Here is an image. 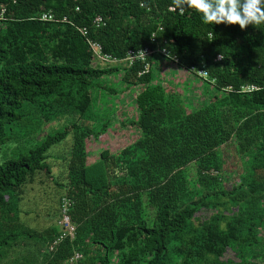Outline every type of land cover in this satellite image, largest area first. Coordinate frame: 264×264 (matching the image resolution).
I'll use <instances>...</instances> for the list:
<instances>
[{
    "label": "trees",
    "instance_id": "1",
    "mask_svg": "<svg viewBox=\"0 0 264 264\" xmlns=\"http://www.w3.org/2000/svg\"><path fill=\"white\" fill-rule=\"evenodd\" d=\"M0 3L6 7L0 27V257L11 242L38 238L46 248L43 264H70L75 252L82 255L76 264H114V250L119 264L264 261V234L253 231L242 241L241 217L224 210L251 201L255 216L264 218V24L245 30L204 24L194 9L169 10L172 0ZM49 12L52 20L42 21L39 15ZM97 15L105 22L98 28ZM80 27H87V36ZM88 39L119 59L145 47L166 48L170 55L150 54L128 66L99 60L105 67H92L91 54L79 47ZM157 57L196 75L204 71L203 86L225 95L191 109L180 95L154 90L149 84L155 75L145 62ZM121 71L123 84L148 88L138 97L135 119L121 122L133 124L140 136L89 161L87 139L119 120L117 90L101 95L91 88L103 75ZM245 86L257 89L244 94ZM25 116V147L8 151L12 126ZM226 153L234 156L230 171ZM42 174L61 189L59 205L63 197L72 201L74 238L66 236L52 251L49 244L62 227L38 232L19 210L24 189ZM203 209L217 212L197 226ZM58 214L60 219V206ZM241 242V250L232 247L234 259L221 260L227 245Z\"/></svg>",
    "mask_w": 264,
    "mask_h": 264
},
{
    "label": "rangeland",
    "instance_id": "2",
    "mask_svg": "<svg viewBox=\"0 0 264 264\" xmlns=\"http://www.w3.org/2000/svg\"><path fill=\"white\" fill-rule=\"evenodd\" d=\"M43 14L44 13L39 15L40 19L42 21H48ZM9 41L10 43L13 42V40H8V42ZM33 47H35L34 44ZM79 47L83 49L85 48V52L87 54H91L90 64L92 67H105L103 64H98L100 63L99 60H102L98 56V45H92L90 42L86 41V44L81 43ZM106 63L112 64L110 62ZM120 63L122 64V62ZM124 64L128 66L126 62H124ZM145 70H151V72L155 75V79L151 81L149 86H152L154 90L164 88L167 91L180 95L185 102L190 104L191 109L208 103L214 99L216 94L222 96L226 93L225 91L218 92L213 85L205 88L200 77L207 76L204 75L202 71L196 72V75L194 72L187 71L181 66L174 64L171 60L160 57L153 58L152 62H150L148 66H145ZM122 76V71L116 74L103 75L99 82L93 83L94 86L91 88L96 91V93L99 92L101 95H104V93H110L113 89L117 90L115 103L118 107L117 114L119 116V120L96 137H90L87 139L89 161L97 159L100 152L105 149H108L111 152L118 151L125 145L138 139L140 136L139 129L133 124H122L121 122L125 121L127 116L135 119L138 109V97L145 93L148 88L142 90L143 85L132 87L127 86L122 83ZM65 86L67 87V85ZM68 89L71 91L70 88ZM255 90L256 89L249 90V87L247 86L242 88V92L244 94ZM75 91L78 95L85 94L84 91L81 92L77 89ZM146 96H148V93H146ZM44 100L46 104L50 102L48 96H46ZM26 119H28V116H25L22 120L17 121L15 125L12 126L14 139H11L7 143L8 151L16 152L18 149H24V140H26L25 131L28 127ZM53 126H56V124ZM36 138H38V135ZM226 157V162H228L229 166L225 170L230 171L235 167L233 163L234 156L226 153ZM57 171V168H55L54 172ZM61 194V189L54 184V181L50 177L44 174L39 175L32 184L28 185L24 189L23 199L19 203L20 216L27 225L34 228L38 232H42L47 227L58 224V212L60 206L59 197ZM5 199H8V196H5ZM220 208L221 207H219L218 210ZM229 209H224L225 211L227 210L226 214L230 217H233V215H239L241 220L238 224L240 223V225L243 224V226H245V229L240 228L239 230L240 235L243 236L242 241H247L248 239L250 240V235H253V231H261V233L264 234V218L261 215L258 217L255 216L254 211L256 209L254 208L253 202H240L238 206H231ZM215 212H217V210H201L196 214L197 218L196 221H194L195 224L200 226L201 223L209 217V215H213ZM247 223H250L247 227L248 229H246ZM223 225L225 227L228 226L227 224ZM232 226H234V224ZM246 230L248 232H246ZM241 246H243V242H241V245H227L228 249H230L221 257V260L225 261L228 258L235 257L234 251L241 250ZM232 247L235 250L232 249ZM45 251L46 248L44 243H42L41 240H38V238H19L5 246L3 251L4 254L0 257V264H43L45 260ZM118 254L117 250H114L113 252L110 251L109 255L112 257V263L119 264L117 263V260L114 259V257ZM259 259L260 258H255L259 264H264V261H260ZM174 261L176 263L180 262L181 257L175 255Z\"/></svg>",
    "mask_w": 264,
    "mask_h": 264
},
{
    "label": "clouds",
    "instance_id": "3",
    "mask_svg": "<svg viewBox=\"0 0 264 264\" xmlns=\"http://www.w3.org/2000/svg\"><path fill=\"white\" fill-rule=\"evenodd\" d=\"M169 7L180 14L185 9H194L200 13L204 24L239 25L241 30L249 25L258 27L264 24V0H172ZM144 57L145 52L138 50L135 58Z\"/></svg>",
    "mask_w": 264,
    "mask_h": 264
},
{
    "label": "built area",
    "instance_id": "4",
    "mask_svg": "<svg viewBox=\"0 0 264 264\" xmlns=\"http://www.w3.org/2000/svg\"><path fill=\"white\" fill-rule=\"evenodd\" d=\"M76 10H79V8L77 7ZM169 10L174 11V8H170ZM6 12V7L4 4L0 3V27L2 26V21H3V17L4 14ZM46 18V20H52L53 15L49 12V13H44L43 14ZM62 21H67L66 17H63ZM93 24L96 28L103 26L105 24L103 18L99 15L95 16L93 19ZM78 30L80 31V33L84 36L88 35V29L87 27H80L78 28ZM151 41L154 42L156 41V35L152 34L151 37ZM88 42H90L92 45H98L99 47V51H98V56L106 61V62H110V63H120V62H126L128 65H131L134 61L136 60H141V61H145L146 57L150 54H154V53H161L164 57H167L170 55L169 51L166 48H156V49H152L150 47H145L143 49H139V50H143L146 54V57L144 58H135L137 51L134 50H129L126 57L124 58H117V57H112L110 55L104 54L99 46L98 43H96L95 41H92L91 39H88ZM129 53L132 55L130 56ZM174 61L177 60V57L173 56ZM217 59H220V55L217 57ZM148 66L149 63L145 62V66ZM204 73V75H206V73L204 71H202ZM249 87V90H254L257 89L256 86H247ZM72 204V201L69 198L63 197L61 200V204H60V210H61V218L59 219L58 224L62 227L61 228V233L56 237L55 240H53L50 244H49V250L52 251L55 246L61 241L63 240L66 236L70 237V238H74L75 235V226L72 224L71 219H70V215H69V209L70 206ZM82 257L81 253L79 252H75L71 258L69 259V263H74L76 261H78L80 258Z\"/></svg>",
    "mask_w": 264,
    "mask_h": 264
}]
</instances>
